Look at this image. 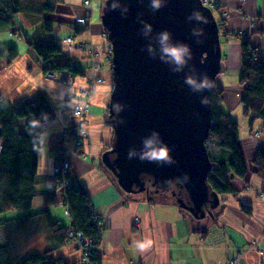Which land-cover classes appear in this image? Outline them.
Here are the masks:
<instances>
[{
  "label": "crops",
  "instance_id": "0c3cea01",
  "mask_svg": "<svg viewBox=\"0 0 264 264\" xmlns=\"http://www.w3.org/2000/svg\"><path fill=\"white\" fill-rule=\"evenodd\" d=\"M105 1L94 0L89 29L76 23V19L86 12L83 0H66L54 13L39 18L25 16L23 12L17 14L21 36L27 35L40 20L54 26L61 47L55 60L74 61L80 70L72 84L48 78L41 60L25 44L24 38H18L20 35L0 32V49L13 47L19 52L15 60L1 62L0 94L14 106L44 95L56 112L52 121L33 122L31 115L18 120L20 131L36 134L42 146L38 152L37 194L33 205L16 217L45 211L53 223L67 228L73 218L65 214L61 203L66 197L54 186L52 173L54 164L65 153L75 186L88 193L92 207L104 219L105 229L97 248L101 264H264V178L255 172L253 165L257 150L264 149V120L244 113L240 82L245 40L248 39L250 46L259 47L264 60V0H216L220 2V8L215 16L224 21L220 31L221 73L216 83L223 88L224 110L239 125V144L247 174L245 177L233 176L232 190L219 195V205L213 209L215 215L207 214L209 217L200 219L191 218V213L172 195L128 193L103 162V154L113 143L115 132L109 120L114 90L113 56L106 28L102 18L99 19ZM70 35L77 44L94 47L92 58L82 49L63 43L62 39ZM97 64L102 68L96 70L93 65ZM83 88L93 89L88 99L92 108L89 130L84 145L73 147L70 141L77 120L73 109L77 100L72 95ZM258 130L260 133L255 134ZM46 194L52 195L55 203L50 202L51 198ZM44 215L30 219L42 220L46 246L43 250L37 249L40 251L49 246ZM138 244H143V249L138 248ZM54 257H60L66 264H74L81 257V251L72 243H66L55 250Z\"/></svg>",
  "mask_w": 264,
  "mask_h": 264
},
{
  "label": "water",
  "instance_id": "95a60500",
  "mask_svg": "<svg viewBox=\"0 0 264 264\" xmlns=\"http://www.w3.org/2000/svg\"><path fill=\"white\" fill-rule=\"evenodd\" d=\"M105 2L102 24L113 46L114 90L109 120L115 132L103 162L116 173L118 183L128 193L150 194L146 178L152 179L157 191L179 185L186 194L176 200L184 209L195 217L196 211L202 217H213L212 210L220 201L219 194L209 190L207 177L212 161L206 141L211 130L212 92L221 73L222 57L214 10L203 0H164V6L156 12L149 8V0H117L129 9L124 17L122 9L110 10L113 0ZM193 11H199L207 23L189 22ZM141 20L153 26L148 37L140 34ZM193 28L203 29V35H192ZM164 30L172 34L170 43L191 47L193 58L181 72H172L174 65L160 59V45L155 37ZM149 43L154 45L155 59L146 50ZM189 75L198 82L207 75L212 87L193 91L184 83ZM117 102L122 105L119 112L113 108ZM154 132H159L160 137H154ZM146 138L162 140L170 150L172 163L139 159ZM130 151L137 155L129 159ZM206 205L211 209L205 210Z\"/></svg>",
  "mask_w": 264,
  "mask_h": 264
},
{
  "label": "trees",
  "instance_id": "16d2710c",
  "mask_svg": "<svg viewBox=\"0 0 264 264\" xmlns=\"http://www.w3.org/2000/svg\"><path fill=\"white\" fill-rule=\"evenodd\" d=\"M64 1L66 0H37V3H30L28 0H0V32L12 31L13 34H16L18 30H21L17 17L19 12L36 17L54 13L58 5ZM216 19L221 31L224 21L218 17ZM22 38L34 55L41 60L44 73L68 70L74 76L80 74L78 68H71L70 61L57 62L55 60L54 57L60 53L61 47H59V42L55 37V28L49 21H38L33 29ZM249 46L247 39L242 44L244 63L240 79L243 86L241 101L245 106L244 113L264 120V63L262 62L258 66L252 65L246 57V49ZM18 55V49L13 47L0 49V63L4 59L9 62L15 60ZM212 94L211 130L206 141L212 161V170L208 174L207 181L209 190L220 195L231 191L232 177L237 175L245 177L247 168L239 144V125L223 108V88L216 83ZM30 115L34 121H52L56 112H54L52 102L44 95L31 100L29 103L14 106L0 94V125H2L0 135L2 146L0 150V215L13 212L23 213L29 210L37 194L35 176L39 168L38 152L42 146L41 140L32 132L22 133L18 124L20 118L30 117ZM253 165L256 167L255 172L264 178V149L257 150ZM113 174L116 175L114 172ZM146 183L150 191L157 188L150 178H146ZM174 186L180 189L184 197L186 194L184 190L179 185ZM46 195L51 198L50 202L55 203L52 195ZM64 197H66L65 201L71 208L75 227L82 231L85 236L98 239L97 245H99L101 237H98L96 228L91 224L89 209L86 207L90 203L88 193L83 188L75 186L66 190ZM203 208L205 210L211 209L209 205ZM44 212L37 211L13 218L19 222H24V219L28 221L43 216ZM44 216L47 220V241H49L47 250H30L26 255L18 257L12 253L9 243L0 244V264H66L60 257H54L55 250L67 243L66 229L59 227L57 223H53L46 214ZM190 216L191 218L195 217L192 213ZM197 217L198 219L202 218V213ZM8 221L11 222V220L3 219L0 222V228L7 227ZM91 260L94 264H101L97 251L92 255Z\"/></svg>",
  "mask_w": 264,
  "mask_h": 264
},
{
  "label": "built area",
  "instance_id": "2783aa9c",
  "mask_svg": "<svg viewBox=\"0 0 264 264\" xmlns=\"http://www.w3.org/2000/svg\"><path fill=\"white\" fill-rule=\"evenodd\" d=\"M83 3H85V6L88 8L92 4V0H83ZM203 3L206 6H209L213 10L216 9L214 8L215 5H220V2L216 0H203ZM215 11V10H214ZM89 16V14L87 15ZM78 25L86 26L85 24L89 23V20L86 17H81L77 19L76 22ZM74 37L73 36H68L62 39L63 43L72 45L71 42H73ZM110 48L112 50L113 46L111 43L109 44ZM247 52L249 54V58L252 62V65L258 66V64H261L262 62L264 63V60L262 59L260 55V49L257 46H249L247 47ZM92 53V50H91ZM94 52L92 53V55ZM91 55V56H92ZM77 67L76 63L74 61H71V68ZM49 74H58L59 79H64L63 81L67 83H72L74 80L72 78V73H70L68 70H62L60 72H50ZM89 95L88 91H83L82 94L77 95L75 100H77L73 106V109L75 111L76 117H78V121L74 124V127L72 129V132H74V138H73V143L74 145L80 147L84 145L85 138L88 135V123L89 119L88 116L92 112L91 105L89 103ZM84 96V97H83ZM257 133H260V131H256ZM71 165L69 158L67 154H61L60 158L58 159V162L54 164L53 168V176H54V186L60 189L63 193L66 192L69 188L75 187V180L73 176L70 173ZM63 207L66 210V215L71 216V208L69 204H67L66 201L61 203ZM87 209H89L90 217H91V224L96 228L98 237H101L103 232H104V219L100 213H98L96 210H94V207H92L91 203H88L86 206ZM66 240L67 243H72L76 242L78 247L80 248L82 254L80 257V262H77L76 264H94L91 260L92 255L98 250V245L97 241L95 238L87 237L83 234L82 231L77 229L75 227V222L72 219L70 224L67 225L66 228ZM130 264H136L135 262L130 263Z\"/></svg>",
  "mask_w": 264,
  "mask_h": 264
},
{
  "label": "clouds",
  "instance_id": "9594fccd",
  "mask_svg": "<svg viewBox=\"0 0 264 264\" xmlns=\"http://www.w3.org/2000/svg\"><path fill=\"white\" fill-rule=\"evenodd\" d=\"M149 8L153 11H159L161 7L164 6V0H149L148 4ZM122 9V10H121ZM111 11L121 10V15L126 17L129 11L127 6H121L117 0H113L111 5ZM193 20L200 21L202 23H207V21L203 18L202 14L199 11H193L191 15L188 16V21L191 22ZM142 28L140 29V34L143 37H148L153 32V26L146 21H140ZM171 32L168 30H164L158 32L155 39L158 41L160 45V59L167 64L174 65L172 67V72L177 73L181 72L183 68L188 64L189 60L193 58V52L191 47L185 43L172 44L170 43ZM192 35L200 37L203 35V29L201 28H193ZM201 41L198 39L197 43ZM146 50L152 54V58L155 59L154 45L149 43L146 45ZM184 83L192 88L193 91H201L204 88H211L212 84L209 82L207 75H205V79L203 82H198L192 76H186L184 79ZM207 103V101H204ZM115 111L119 112L122 108V105L117 102L113 105ZM153 136L156 138L160 137L159 132H154ZM137 153L135 151L129 152V159L136 156ZM139 159L142 161L147 160L148 162H157L162 164L163 162L172 163V157L170 155V150L166 144L159 140L157 142L156 139L146 138L143 141V150L139 155ZM138 248L143 249V244H138Z\"/></svg>",
  "mask_w": 264,
  "mask_h": 264
},
{
  "label": "rangeland",
  "instance_id": "374dc122",
  "mask_svg": "<svg viewBox=\"0 0 264 264\" xmlns=\"http://www.w3.org/2000/svg\"><path fill=\"white\" fill-rule=\"evenodd\" d=\"M28 1L30 3H37V0H28ZM93 2H94V0H92V4L90 5L89 8L86 6L85 15L81 16V17H86L89 20V23L85 24L86 25L85 27H87L88 29L91 27V23L93 21V18H92L93 15H94L93 14V11H94L93 10ZM84 5H85V3H84ZM214 8H216V9H214L215 10V14H216L217 13L216 10H219L220 5H218V6L215 5ZM88 14H89V16H87ZM25 16H27V13L25 14ZM216 16H217V14H216ZM39 17H41V16H37L36 18H39ZM101 18H102V13H101V15H99V19L100 20H101ZM77 19H76V22H77ZM9 32H10V34L13 35L12 31H9ZM16 35H20L19 31L16 33ZM18 38L22 39V36L20 35ZM71 43H72L71 46H74L76 48H80V50L82 49L85 53H87V55H86L87 57L88 56L91 57L92 53L95 52L94 51V47L92 45H88L86 43L77 44L75 42V38H74L73 42H71ZM109 48H110V46H109ZM91 50H92V53H91ZM246 54H247L246 55L247 59L250 60L248 52ZM5 61H6V59L3 60V62H5ZM1 64L2 63H0V65ZM93 67H96V70L102 68L101 65H98V64L96 66L93 65ZM57 75L58 74H54V75L53 74H49V75H46V76L48 78L52 77L53 80L56 79V81H57L59 79ZM72 78H74L73 74H72ZM59 80L61 81V80H64V79H59ZM69 84H72L71 81H70ZM83 91H85V92L88 91L89 92V95H87V97H90L91 94L93 93V89L92 88H83L80 92H83ZM76 94H78V93H76ZM76 94L72 95L73 99L76 98L75 97ZM76 118H77V120L75 122H79L78 121V117H76ZM88 119H89V116H88ZM32 120H33V117H32ZM33 122H39V121H33ZM24 123L25 122H23V126H22L23 128H24V125H25ZM89 124H90V121L88 123L87 128L89 127ZM255 134H259V133L256 132ZM71 138L72 139H71L70 143L74 147V143H73L74 132L72 133ZM150 193L152 194V193H155V192L152 191ZM169 195L171 196L172 194H169ZM172 196H174V199L177 198V196H175L174 194ZM18 214H19V212L2 213V215H0V222L3 221V219L10 220L14 216H18ZM65 214H66V210H65ZM8 222L9 223H7L8 224L7 227L3 226L2 228H0V244L4 245V243H9L12 253H14V256L22 257V256L26 255V253L28 251H30V250H36V249L43 250L45 248L46 243H45V241H43L45 239V233H44V230H43L42 225H41V222H42L41 219H37V221L36 220H30V221L19 222L18 220H15V218H13L11 220V222L10 221H8ZM72 244L76 247L77 250H80V248L78 247L76 242H72ZM81 254H82V252H81ZM79 260H80V258H79ZM79 260H77V262H80ZM77 262H75L74 264H76Z\"/></svg>",
  "mask_w": 264,
  "mask_h": 264
},
{
  "label": "flooded vegetation",
  "instance_id": "af4514ba",
  "mask_svg": "<svg viewBox=\"0 0 264 264\" xmlns=\"http://www.w3.org/2000/svg\"><path fill=\"white\" fill-rule=\"evenodd\" d=\"M157 189L158 188H156V189H151V191H150V189H149V191L150 192H156V193H160V194H167V195H169V194H174L175 196H177V197H181L182 196V193L180 192V189L179 188H177L176 186H174L173 185V187H171V188H168V189H160L159 188V191H157ZM188 205H189V207H192V204H190V202H188ZM210 206V205H209ZM196 213H197V216H199L200 215V213L198 212V211H196Z\"/></svg>",
  "mask_w": 264,
  "mask_h": 264
},
{
  "label": "bare ground",
  "instance_id": "6f19581e",
  "mask_svg": "<svg viewBox=\"0 0 264 264\" xmlns=\"http://www.w3.org/2000/svg\"><path fill=\"white\" fill-rule=\"evenodd\" d=\"M79 94H82V92H79L77 95H79ZM84 97V96H83ZM0 149H1V146H0Z\"/></svg>",
  "mask_w": 264,
  "mask_h": 264
}]
</instances>
